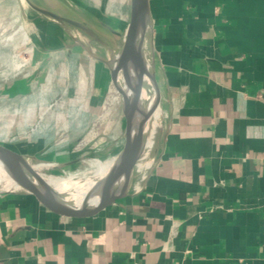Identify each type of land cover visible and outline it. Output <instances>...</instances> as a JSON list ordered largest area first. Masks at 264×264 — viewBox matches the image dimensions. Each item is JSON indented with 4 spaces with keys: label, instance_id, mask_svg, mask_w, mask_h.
Returning <instances> with one entry per match:
<instances>
[{
    "label": "crops",
    "instance_id": "0c3cea01",
    "mask_svg": "<svg viewBox=\"0 0 264 264\" xmlns=\"http://www.w3.org/2000/svg\"><path fill=\"white\" fill-rule=\"evenodd\" d=\"M105 7L93 18L124 34L130 0L116 16ZM148 10L161 113L128 194L74 220L0 192V264H264V0H148ZM20 27L34 47L25 67ZM71 42L25 0H0V143L72 162L53 172L93 156L74 153L105 103L114 156L124 140L108 67Z\"/></svg>",
    "mask_w": 264,
    "mask_h": 264
},
{
    "label": "water",
    "instance_id": "95a60500",
    "mask_svg": "<svg viewBox=\"0 0 264 264\" xmlns=\"http://www.w3.org/2000/svg\"><path fill=\"white\" fill-rule=\"evenodd\" d=\"M25 1L71 37L72 42L67 44L68 47L81 46L89 55L106 64L112 83L121 97L124 140L106 173L93 180L90 186L85 183L68 190L50 183L42 169L54 171L72 162L55 165L0 143V192L19 195L34 208L50 216L88 219L128 194L135 166L148 147L140 143V139L153 119L158 124L160 117L162 95L156 77L148 0H130L129 21L124 34L99 19L89 20L65 0H42L43 4L34 0ZM93 41L101 46L102 53L94 48ZM126 54L134 57L149 84V89L139 99L131 96L118 79L114 62ZM15 170L26 171L20 181L14 176ZM45 191L55 195L53 200L44 201Z\"/></svg>",
    "mask_w": 264,
    "mask_h": 264
},
{
    "label": "rangeland",
    "instance_id": "374dc122",
    "mask_svg": "<svg viewBox=\"0 0 264 264\" xmlns=\"http://www.w3.org/2000/svg\"><path fill=\"white\" fill-rule=\"evenodd\" d=\"M71 7L79 14L87 17L93 18V15H100V10H102L105 6L107 11L104 13L116 16L118 13V5L120 0H65ZM111 4V6H110ZM104 5V6H103ZM97 12V13H96ZM93 15H92V14ZM105 17H103V20ZM19 25L16 26V28ZM23 33V32H22ZM93 44L96 47L101 48V46L93 41ZM120 101L121 97L118 96ZM59 96L53 97V99L49 103V108H59L62 103L59 100ZM107 100V99H106ZM109 102V100H107ZM121 105V102H120ZM111 107L109 103H105L104 109L102 110V115L98 116L94 121H92L93 129H88L84 131L81 139L78 141L79 146L78 150L74 153V155H85L92 156L82 162H79L73 169H66L61 172H53L48 169H42V172L48 176H57L64 178L66 181H73L77 184V187L84 185L86 182H91L100 175H96V160H100L101 162L107 163L111 162L114 156V144L113 138L116 134V127L114 126L112 120ZM114 108L116 106L113 105ZM117 107L119 105L117 104ZM106 113V114H105ZM90 124V122H88ZM81 144V145H80ZM93 166V167H92ZM87 177V178H86Z\"/></svg>",
    "mask_w": 264,
    "mask_h": 264
},
{
    "label": "bare ground",
    "instance_id": "6f19581e",
    "mask_svg": "<svg viewBox=\"0 0 264 264\" xmlns=\"http://www.w3.org/2000/svg\"><path fill=\"white\" fill-rule=\"evenodd\" d=\"M19 30L23 31L22 33V43H26L29 39L28 34L26 31L23 30L22 27L19 28ZM115 67L118 70V79L124 86V89L129 92L131 96H133L136 99H139L142 95H144L145 91L149 89L148 81L143 74L140 66L134 59V57L130 54H126L120 58H117L114 62ZM157 127V121L153 119L152 123L148 126L146 133L143 134V137L140 139V143L146 144L148 147L153 143L154 136H152V133L156 130ZM96 170L97 173L100 175H103L107 172L111 162H101L100 160H96ZM41 167H43V164H41ZM93 167V166H92ZM25 170H15L14 176L19 181L21 180V177L23 176ZM26 172V171H25ZM50 183L53 185L60 187L64 190L68 189H74L76 188L77 184L73 181H66L64 178L57 177V176H48L46 177ZM87 178V177H86ZM2 182V179L0 177V183ZM91 182H86L87 186H90ZM81 187V186H79ZM55 195H52L50 192H43V198H54Z\"/></svg>",
    "mask_w": 264,
    "mask_h": 264
},
{
    "label": "built area",
    "instance_id": "2783aa9c",
    "mask_svg": "<svg viewBox=\"0 0 264 264\" xmlns=\"http://www.w3.org/2000/svg\"><path fill=\"white\" fill-rule=\"evenodd\" d=\"M24 48L22 50H18L16 55L20 58V62L18 63L19 67H25L30 63V58L34 51V47L30 45L29 39L26 43H23Z\"/></svg>",
    "mask_w": 264,
    "mask_h": 264
}]
</instances>
